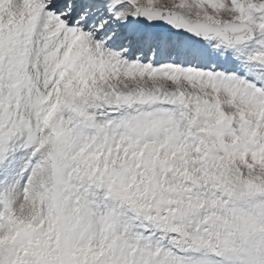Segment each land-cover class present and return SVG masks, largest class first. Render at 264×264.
I'll return each mask as SVG.
<instances>
[{
  "label": "snow or ice",
  "instance_id": "obj_1",
  "mask_svg": "<svg viewBox=\"0 0 264 264\" xmlns=\"http://www.w3.org/2000/svg\"><path fill=\"white\" fill-rule=\"evenodd\" d=\"M0 264H264V0H0Z\"/></svg>",
  "mask_w": 264,
  "mask_h": 264
}]
</instances>
